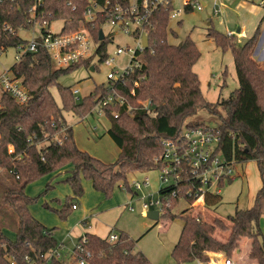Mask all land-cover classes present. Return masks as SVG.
<instances>
[{"label":"trees","instance_id":"obj_1","mask_svg":"<svg viewBox=\"0 0 264 264\" xmlns=\"http://www.w3.org/2000/svg\"><path fill=\"white\" fill-rule=\"evenodd\" d=\"M67 1L45 0L44 10L50 19L67 20L64 32H72L79 28L88 0H72L75 10ZM29 5L30 0L0 3V45L6 49L24 39L3 30V24L9 23L14 29L28 26ZM171 10L172 5L168 3L152 13L146 28L149 46L143 51L142 67L127 75L124 82L112 87L97 86L93 94L80 101L75 99L73 88L60 84L59 78L87 59L67 68H56L51 56L40 50L24 54L11 66L22 78L31 98L20 104L8 93L0 92V167L6 169L10 178L3 186L0 205L11 208L18 217L16 227L9 228L15 233L14 240L0 225V264H43L44 255L62 245L55 236V228L45 226L30 211V205L36 200L26 192L31 182L67 164L73 165L65 178L72 187V194L60 209H55L66 219L77 205L75 200L84 194L83 178L90 180L93 187L107 197L117 185L131 190L128 182L131 173L162 167L163 140L180 142L185 128L206 125L191 119L201 108L220 117L216 127L221 133L223 154L236 162L256 161L262 186L251 207L238 209L227 218L230 227L218 217L208 222L201 218V213L194 215L187 210L181 213L184 226L171 253L174 264L208 262L217 252L230 256L240 249L244 237L252 240L249 257L264 264V233L260 225L264 214V65L254 56L259 27L243 45H237L235 35L229 37L210 27L209 36L224 50L231 49L239 79L238 89L229 98L213 103L204 97L199 76L193 70L201 55L195 41L190 36L180 43L168 41L170 31L177 36V32L169 28ZM186 10L192 9L187 7ZM49 12L52 15H48ZM90 27L95 41L99 42L96 53L103 62L108 56V40H99L101 20ZM96 67L95 64L94 69ZM54 86L58 88L61 103L54 98ZM108 96H113L114 101L103 106L111 121L107 134L120 149L113 163H106L78 147L73 127L64 116V112H73L85 118ZM148 100L152 102L150 109L140 103ZM191 184L201 185L197 179ZM172 187H161L159 192L162 214L175 218L177 215L172 209L180 199L172 197ZM204 196L208 208L222 201L221 193L206 191ZM217 228L230 231L227 240L215 237ZM118 234V239L111 242L107 237L86 232L84 247L90 252L87 263L151 264L147 256L136 249V239L126 231ZM81 239L82 235L77 240ZM79 257L75 251L72 262H77ZM53 263L70 264L63 257L53 259Z\"/></svg>","mask_w":264,"mask_h":264},{"label":"rangeland","instance_id":"obj_2","mask_svg":"<svg viewBox=\"0 0 264 264\" xmlns=\"http://www.w3.org/2000/svg\"><path fill=\"white\" fill-rule=\"evenodd\" d=\"M193 1L195 2V0ZM196 1L200 2L202 9L199 10L195 7L187 11L182 5V0H172V10L177 12L181 9L183 11L177 18L170 21L169 28L176 31L177 36H174L170 31L168 41L180 43L187 36L195 41L201 55L194 64L193 70L199 76L204 97L215 103L229 98L238 89L239 79L231 49L224 50L213 37L209 36L210 27L229 37L235 35L237 45H243L259 27L261 33L255 51L259 48V45L261 51L256 59L261 62V65H264V61L259 59L264 52V10L262 0ZM217 10L218 13H216ZM63 22V20L54 21L53 29L59 31ZM238 29L241 31L238 32ZM112 30L111 26H104L106 33L112 32ZM228 32H233V34L230 35ZM22 35L28 36V33L22 32ZM98 43L93 48L91 56L86 58L87 61L72 68L59 78L60 84L79 89L78 96L81 100L83 97L93 94L97 86L108 85L107 73L110 67L99 60V55L95 51ZM118 45H129L134 48L137 43L124 32H116L115 38L108 41V53L115 57V64L123 69L129 62L130 55L127 53L114 55ZM15 54L16 49L14 47H10L0 54V73L3 69H9L15 63ZM95 64L97 67L92 70L91 67ZM52 92L56 101L61 103L57 86L52 87ZM64 116L67 124L73 126L78 147L106 163H113L117 160L120 149L111 136L107 134L111 121L104 112L98 110V107L85 118H81L73 112H64ZM191 119L209 126H217L220 122L219 116L205 108L199 109ZM94 127H96L97 133L93 131ZM72 170L73 165L67 164L58 170L42 175L27 186V193L36 198L30 205L32 214L44 220L43 222L48 227L55 228L54 232L57 240L59 243L65 241L64 244L69 251L73 249L75 232L81 231L80 227L92 226L90 231L104 237H107L112 230L114 232L126 231L137 240L136 249L141 250L151 264L175 263L171 253L184 226V219L180 214L185 210L191 211L194 215L201 213V218H207L210 221L214 217H220L227 224V218L234 215L238 209H247L250 207L249 205H253L255 195L262 186V178L256 161L238 162L233 178L224 181L221 185L222 201L216 207L196 206L186 199H181L172 209L177 217L171 218L161 213L160 218L155 220L150 218L147 213L150 210H157L158 206L144 209L142 204L144 201L159 198V189L164 184L160 169L131 173L128 176L129 186L132 185L131 190L125 186L121 185L120 187L117 185L109 197L102 191L96 190L90 180L83 178L84 194L75 200L79 209L73 210L65 219L55 209H60L66 198L72 193L70 183L64 179L65 173ZM146 177L150 178L149 185L139 190L133 188L135 180L143 181ZM9 179L7 172L1 173L0 195L3 186L9 183ZM130 207H133L134 210H131ZM17 219L16 213L11 208L0 205V225L6 228L7 234L12 240L15 239V233L9 228L16 227ZM83 219H87V222L82 223L84 222ZM68 223H71L72 226L66 228V226H69ZM262 226L264 229V222ZM67 229L74 230L72 234L75 236H68ZM238 251H234L230 256L223 253L224 257L222 259H232ZM213 254L211 258L215 259ZM217 261L218 259H215L214 264H217ZM71 262L70 264H78ZM246 262L257 264L256 261L247 260ZM190 264L200 263L193 261ZM209 264H212V262Z\"/></svg>","mask_w":264,"mask_h":264},{"label":"built area","instance_id":"obj_3","mask_svg":"<svg viewBox=\"0 0 264 264\" xmlns=\"http://www.w3.org/2000/svg\"><path fill=\"white\" fill-rule=\"evenodd\" d=\"M5 0H0V3ZM170 3L172 0H88V4L83 11V17L80 20V26L72 32H64V25L67 20H63V25L59 31L53 29L55 19H50L44 10L45 0H30L28 7V26H20L14 29L9 23L3 24V30L15 35L21 36L24 41L16 46L15 62H19L26 53H37L45 50L52 58L57 68H67L73 66L82 60L91 56V52L96 45V41L92 34L94 22L101 20V29L104 32V40H113L116 32H124L131 36L137 43L136 47L129 45H118L114 51V55L127 53L130 55L127 65L120 69L115 64V57L108 53L103 61L110 68L107 73L108 85L113 86L116 83L125 81L127 75L132 73L143 65V51L146 49L142 43V36L147 35L146 28L150 24L152 13L162 4ZM67 5L76 9V5L72 0L67 1ZM182 5L186 10L187 7L193 9H202L199 1L182 0ZM264 5V0H262ZM183 10L177 12L170 11L169 20L177 18ZM218 13V10L216 11ZM48 15H52L51 12ZM111 26L112 32L106 33L104 26ZM22 32H27L28 36H23ZM228 34L232 35L233 32ZM10 48V47H8ZM7 48V49H8ZM0 45V54L7 50ZM97 50V47L95 51ZM75 99L80 101V91L77 88L72 89ZM0 92H6L11 95L18 103H27L31 96L28 89L23 84L21 77H18L14 70L3 69L0 73ZM113 96L102 99L98 105V110L103 111V106L113 102ZM122 103L123 100L119 98ZM147 109L152 107L151 100L140 102ZM180 142L173 140H163L164 151L161 156L163 165L161 170V179L164 186H173L171 189L172 197L178 199L193 198L192 202L196 206L205 207L204 194L206 191L212 193H221V181H226L235 175V167L238 162L228 159L221 151V133L216 126L196 125L190 126L183 130ZM61 142V141H60ZM43 142H41L42 144ZM9 150L14 149L10 145ZM7 172L5 168L0 167V175ZM197 179L201 185H192V180ZM150 184V178L146 177L143 181L135 180L133 188L139 190ZM132 187V185L130 186ZM160 187V188H161ZM160 193V192H159ZM144 209L151 206H158L160 214L163 212L161 195L157 199L144 201L142 204ZM73 208H77L74 205ZM134 210L133 207H130ZM119 237L118 232L111 231L107 238L109 241H116ZM87 241L85 234L81 240H76L72 254L78 251L80 257L76 263L88 264L86 258L90 256V252L85 250L84 243ZM63 245L55 248L44 255L45 262L43 264H54L53 259L62 258ZM84 255V257H83ZM28 259V257H27ZM200 264H208L201 262ZM224 264H233L229 258L224 259Z\"/></svg>","mask_w":264,"mask_h":264},{"label":"crops","instance_id":"obj_4","mask_svg":"<svg viewBox=\"0 0 264 264\" xmlns=\"http://www.w3.org/2000/svg\"><path fill=\"white\" fill-rule=\"evenodd\" d=\"M263 10H264V8H263ZM264 17V16H263ZM262 21V20H261ZM241 31V30H240ZM229 33V32H228ZM261 33V32H260ZM262 45V44H261ZM260 51H261V46L259 45V48L254 52V56H255V58H256V56H258L259 55V53H260ZM259 59H261V60H263L264 61V52L262 53V55H261V57L259 58ZM258 60V59H257ZM70 125V124H69ZM73 127V126H72ZM93 131L94 132H96L97 130H96V127H94L93 128ZM97 133V132H96ZM67 175H68V173H65V175H64V179L67 177ZM91 182V181H90ZM91 184H92V182H91ZM93 186V185H92ZM26 192H27V187H26ZM72 194V193H71ZM30 195V194H29ZM256 196V195H255ZM254 199V198H253ZM250 207H251V205H249ZM249 208V207H248ZM77 209H79V206H78V204H77V208H75L74 210H77ZM206 209V208H205ZM208 210V209H207ZM45 216H46V214L45 213H43ZM34 215V214H33ZM83 215V214H82ZM39 221H41L45 226H47V224L45 223V222H43L44 220H42L41 218H39L37 215H34ZM216 217H214V219H215ZM220 218V217H219ZM214 219L212 220V221H210V220H208L207 218H205V220L206 221H208V222H213L214 221ZM83 221L84 222H82V223H86L87 222V219H83ZM264 222V214L262 215V218H261V222H260V225H261V228H262V230H263V233H264V229H263V226H262V223ZM68 225L69 226H66V228H68V227H70V226H72V224L71 223H68ZM227 225L230 227L231 226V223L228 221V223H227ZM48 227V226H47ZM80 230L81 231H77V232H75L76 233V236L75 235H73L72 233H74L73 231H71V230H68L67 229V234H68V236H71L72 235V237L73 236H75L74 237V239H75V241L78 239V237H80L81 235H83V234H85L86 232H92V233H95V232H93V231H90V230H92V226H89V227H80ZM89 230V231H88ZM220 230H222V229H219L218 230V228L216 229V233L214 234L215 235V237L216 238H218V239H220V240H222V241H225V240H227V238L229 237V234H230V231L229 230H222V231H220ZM113 231V230H112ZM95 234H97V233H95ZM219 236V237H218ZM101 237H104V236H101ZM74 241V242H75ZM65 241H62L61 242V244L63 245V249H62V252H63V258L67 261V262H71L72 260H73V254H72V250L71 251H69L67 248L68 247H66L65 246ZM251 244H252V240L250 239V238H247V237H244V238H242V240H241V242H240V249H239V251L237 252V253H235V255L233 256V260H232V263L233 264H248L246 261L248 260V261H256V260H252L250 257H249V253H250V250H251ZM243 248H244V250H243ZM66 249H67V251H66ZM66 251V252H65ZM71 253V254H70ZM230 259V258H229ZM214 260L215 259H212V260H210V261H208V264L209 263H211L212 262V264H214ZM195 261H198V260H195ZM199 263H200V261H198ZM257 262V261H256ZM72 263V262H71ZM190 263H192V262H190ZM190 263H183V264H190ZM217 264H224V260L222 259L221 260V262H219V261H217L216 262ZM257 264H258V262H257Z\"/></svg>","mask_w":264,"mask_h":264},{"label":"water","instance_id":"obj_5","mask_svg":"<svg viewBox=\"0 0 264 264\" xmlns=\"http://www.w3.org/2000/svg\"><path fill=\"white\" fill-rule=\"evenodd\" d=\"M239 31H240V29H238V32ZM104 39H105V35H104L103 30L101 29L99 31V40L102 41ZM142 43H143L145 48H147L149 46V39H148V36L146 34H144L142 36ZM91 69L94 70V66H92ZM147 215L152 219L158 220L160 218V211L158 209L157 210H150V211H148ZM213 256L215 259H218V261L221 262L222 258L224 257V254L223 253H214Z\"/></svg>","mask_w":264,"mask_h":264}]
</instances>
